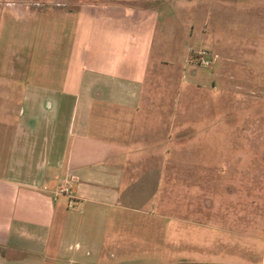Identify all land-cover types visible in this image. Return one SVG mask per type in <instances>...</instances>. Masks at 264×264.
Returning <instances> with one entry per match:
<instances>
[{"label": "rangeland", "instance_id": "374dc122", "mask_svg": "<svg viewBox=\"0 0 264 264\" xmlns=\"http://www.w3.org/2000/svg\"><path fill=\"white\" fill-rule=\"evenodd\" d=\"M143 21L150 69H164L157 166L66 210L79 235L45 264H247L264 246V0H0V84L75 93L83 53L133 58L112 40ZM199 51L211 69L185 64Z\"/></svg>", "mask_w": 264, "mask_h": 264}, {"label": "crops", "instance_id": "0c3cea01", "mask_svg": "<svg viewBox=\"0 0 264 264\" xmlns=\"http://www.w3.org/2000/svg\"><path fill=\"white\" fill-rule=\"evenodd\" d=\"M144 22L122 27L127 31L116 40L109 26L98 30L111 50L113 41L135 56L120 60L107 48L99 59L83 53L75 93L57 92L51 85L18 89L0 84V264L49 262L52 247L61 250L64 239L79 235L66 210L118 198L125 170L157 166L155 154L162 151L164 138L158 79L164 69L161 62L150 69L153 35ZM80 42L88 41L83 37ZM19 70L12 69V75ZM63 180L69 181V197L56 195ZM56 219L62 229L54 238ZM251 255L241 260L264 264V246L252 248ZM220 256L222 264L235 259Z\"/></svg>", "mask_w": 264, "mask_h": 264}, {"label": "built area", "instance_id": "2783aa9c", "mask_svg": "<svg viewBox=\"0 0 264 264\" xmlns=\"http://www.w3.org/2000/svg\"><path fill=\"white\" fill-rule=\"evenodd\" d=\"M217 60V55L213 54L208 51H199L194 54L193 61L189 60L187 62L188 65H194L202 68H209L211 69L213 64ZM56 195L57 196H63V197H69L70 195V190H69V181L68 180H63L61 181V184L56 190ZM73 204L72 202L69 203V206L71 207Z\"/></svg>", "mask_w": 264, "mask_h": 264}]
</instances>
